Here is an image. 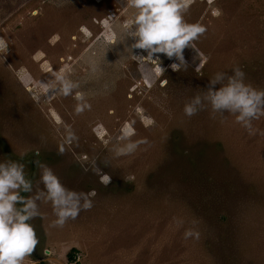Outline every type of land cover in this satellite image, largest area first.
<instances>
[{
	"label": "rangeland",
	"instance_id": "1",
	"mask_svg": "<svg viewBox=\"0 0 264 264\" xmlns=\"http://www.w3.org/2000/svg\"><path fill=\"white\" fill-rule=\"evenodd\" d=\"M133 12L126 0H0V36L10 40L0 56V161L23 163L34 191L43 187L35 161L67 187L95 191L93 207L62 228L49 227L51 204L38 202L44 218L30 223L40 243L24 264H264V135L249 136L234 115L210 107L183 112L210 78L234 66L264 89V0H192L186 20L207 28L195 42L208 57L199 72L192 48L184 49L188 66L180 71L163 53L156 63L124 53L133 41L120 42L123 25ZM89 57L103 69L97 77ZM60 69L81 80L90 111L74 115L70 96L42 100L43 85ZM106 81L115 86L104 93ZM125 121H134L132 139L148 144L116 157L111 137ZM65 122L79 143L60 155ZM253 126L264 130V117ZM93 160L101 172L91 170ZM188 228L199 239H184Z\"/></svg>",
	"mask_w": 264,
	"mask_h": 264
},
{
	"label": "clouds",
	"instance_id": "2",
	"mask_svg": "<svg viewBox=\"0 0 264 264\" xmlns=\"http://www.w3.org/2000/svg\"><path fill=\"white\" fill-rule=\"evenodd\" d=\"M192 0H126V7L134 10L130 20L123 25V35L120 42L131 38L133 41L126 45L124 53L137 61H159L155 54L163 53L168 58L175 57L169 67L173 71H180L188 66L184 56V49L192 48L199 57L195 69L197 72L207 62L208 57L195 47V42L203 36L207 28L199 22H188L186 14ZM84 31V29H81ZM108 41L116 39L109 36ZM10 40L0 36V56L4 58L9 52ZM134 49L145 50L147 55L134 54ZM122 55V54H121ZM95 57V53L92 54ZM89 57L85 62L90 76L97 77L103 71L98 61ZM164 68L156 64L155 72L160 75ZM245 72L234 66L232 73L217 72L208 81L207 90L203 94L193 96L184 104L185 116L191 117L198 111L210 107L212 114L224 116L232 114L249 136L264 135V130L253 126V121L264 117V89L253 87L245 81ZM81 80L73 79L63 69L52 74V83L43 85L45 97L37 99L50 102L54 97H72L75 101L73 114L80 115L92 109L89 95L82 90ZM161 86L167 80L160 81ZM219 85V87H216ZM115 86V81L105 82L102 85L104 93ZM111 113V110H109ZM59 123V120L57 121ZM62 139L58 144V154L63 155L66 147L78 145L79 136L69 123H63ZM99 124L93 125L95 133ZM136 131L134 121H125L114 136L111 137L112 148L110 151L116 156L133 154L140 145H147V138L132 139ZM37 155L39 151L37 150ZM40 169L38 185L33 190V181L25 173V166L19 161H0V264H24L27 257L36 250L40 243L37 231L32 223L34 218H44L39 209V203H50L55 219L50 221L49 227L62 228L69 220H75L81 211L93 207L94 190L77 191L67 187L48 165L35 161ZM92 171L101 172L97 162L93 160ZM86 171L88 169H85ZM102 179L109 183L110 176L105 174ZM29 193L30 195H23ZM200 233L195 228L185 229L184 239H199ZM45 255H52L48 248L44 249Z\"/></svg>",
	"mask_w": 264,
	"mask_h": 264
},
{
	"label": "trees",
	"instance_id": "3",
	"mask_svg": "<svg viewBox=\"0 0 264 264\" xmlns=\"http://www.w3.org/2000/svg\"><path fill=\"white\" fill-rule=\"evenodd\" d=\"M77 249L76 248H72L69 252H68V254H67V258H68V260H70V261H73L74 259H75V251H76Z\"/></svg>",
	"mask_w": 264,
	"mask_h": 264
}]
</instances>
